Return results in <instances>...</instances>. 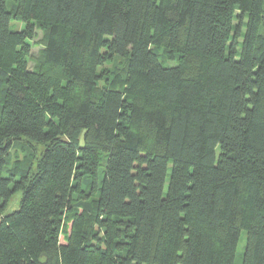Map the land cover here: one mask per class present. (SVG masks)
<instances>
[{
    "label": "trees",
    "instance_id": "16d2710c",
    "mask_svg": "<svg viewBox=\"0 0 264 264\" xmlns=\"http://www.w3.org/2000/svg\"><path fill=\"white\" fill-rule=\"evenodd\" d=\"M243 233L264 264V0H0V264H235Z\"/></svg>",
    "mask_w": 264,
    "mask_h": 264
},
{
    "label": "rangeland",
    "instance_id": "374dc122",
    "mask_svg": "<svg viewBox=\"0 0 264 264\" xmlns=\"http://www.w3.org/2000/svg\"><path fill=\"white\" fill-rule=\"evenodd\" d=\"M23 26H24L23 22H19V21H13L12 22V28L13 29H21ZM37 33H38V35L35 38V40H37L41 36L40 31H37ZM39 49H40V46L38 44H34V46L32 48L33 54L37 55L39 52ZM32 65H33V63L30 62V66H32ZM12 155H13L12 160H14L16 157L19 160H23V158H24V152L21 149V147L14 146L12 148ZM171 166H172V163H170V165H169V175L171 172ZM103 167H104V164L101 166V168H103ZM167 185H168V181L166 184V188H167ZM20 197H21L20 193H17L16 195H14V197L12 198V200H11V202H10L9 206L7 207L5 212H10L14 209H18L19 205H20ZM245 246H246V234L243 233V235H242V237L238 243V246H237L235 264H241L242 263L243 254L245 251Z\"/></svg>",
    "mask_w": 264,
    "mask_h": 264
}]
</instances>
